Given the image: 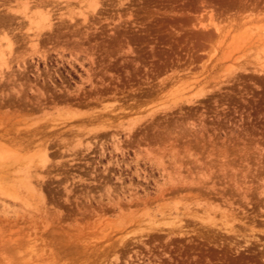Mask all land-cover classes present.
Wrapping results in <instances>:
<instances>
[{
  "label": "rangeland",
  "instance_id": "374dc122",
  "mask_svg": "<svg viewBox=\"0 0 264 264\" xmlns=\"http://www.w3.org/2000/svg\"><path fill=\"white\" fill-rule=\"evenodd\" d=\"M0 264H264V0H0Z\"/></svg>",
  "mask_w": 264,
  "mask_h": 264
}]
</instances>
